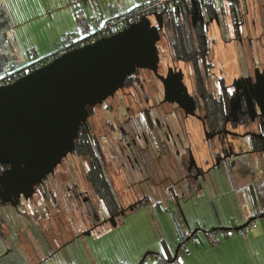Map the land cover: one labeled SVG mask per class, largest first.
<instances>
[{
  "label": "flooded vegetation",
  "instance_id": "af4514ba",
  "mask_svg": "<svg viewBox=\"0 0 264 264\" xmlns=\"http://www.w3.org/2000/svg\"><path fill=\"white\" fill-rule=\"evenodd\" d=\"M215 3L178 6L164 19L156 71L136 69L112 96L87 106L72 152L33 187L31 197L3 194L0 264H29L25 241L36 243L43 256L36 253L35 264L59 263L70 244L98 240L95 228H109L110 234L141 211L173 210V225H186V204L195 210L199 199L213 210L221 199L226 205L230 194L249 192L252 199L240 205L263 212L264 0H229L217 10ZM169 23L174 27L166 28ZM94 159L109 197L88 178ZM77 162L82 169H74ZM8 168L0 164V176ZM240 175L249 181L238 185ZM215 183L224 194L220 201L213 196ZM165 197L168 208L160 202ZM71 205L92 230L64 238L56 249L47 247L36 220L44 221L51 237L58 231L63 238ZM39 206L46 216L40 217ZM184 228L176 234L188 231V242L197 230Z\"/></svg>",
  "mask_w": 264,
  "mask_h": 264
},
{
  "label": "water",
  "instance_id": "95a60500",
  "mask_svg": "<svg viewBox=\"0 0 264 264\" xmlns=\"http://www.w3.org/2000/svg\"><path fill=\"white\" fill-rule=\"evenodd\" d=\"M190 5L197 8L194 0ZM97 7L92 0L88 10ZM163 23L160 13L144 17L0 87V164L9 167L0 176V202L7 192L31 197L33 187L53 173L72 152L87 106L112 96L136 69L156 71ZM251 221L217 230L241 231Z\"/></svg>",
  "mask_w": 264,
  "mask_h": 264
},
{
  "label": "crops",
  "instance_id": "0c3cea01",
  "mask_svg": "<svg viewBox=\"0 0 264 264\" xmlns=\"http://www.w3.org/2000/svg\"><path fill=\"white\" fill-rule=\"evenodd\" d=\"M97 1L99 7L93 8V10H88V6L90 7L92 5V0H0V75L4 71L21 69L30 63L50 56L56 51L59 36L65 32L76 30V27L66 26L63 28L65 30L60 32L56 39L48 41L46 38L45 41L42 44H38L39 47H37V37L40 35H46L45 30H38L40 25L39 22L44 18L53 20L56 15L55 12L59 15V11L62 9H57L58 6L65 3L68 7L74 6L75 17L78 7H81L88 18H90L92 14L107 18L110 15V7H116L121 12L131 11L135 9L142 0ZM239 1L242 4L244 0ZM228 2L229 1H224L220 4L215 3L213 9L217 10L220 8H226ZM189 5L190 3L188 6L185 5L184 7H189ZM173 11L177 12L176 8ZM177 14H179V12ZM25 29H29L30 32L25 31ZM23 37H25V40H23ZM24 44L26 49L23 48ZM17 50H20L23 53V58L16 57L15 52H17ZM221 51H223V49ZM39 52H41V54ZM12 65L15 68H11L10 66ZM20 65L22 66L20 67ZM216 68V70H218V67ZM258 176L261 178V174H258ZM236 178L238 185L246 184L249 181V176L243 177L240 175ZM216 185L217 184L215 183L213 196L217 197L220 201V197L224 194L220 192L217 188L218 185ZM230 195L232 196H230L229 202H227L226 205L224 204V207L220 206V202L219 205L216 204L213 206V210L211 208L206 209V203L202 201V199L198 200L199 204L196 209L200 207L201 212L206 211L207 214L212 213L213 216L216 217L212 219V224L215 227L217 237H219L217 243H220V245L218 247L214 245L215 247L211 248L206 242L208 239L201 238L212 255L211 257L208 256L207 251L201 252V250H194L192 251L193 254L190 260L191 262L193 261L194 264H197L194 261L197 258L200 262L203 259L207 264H264V216H262L264 213V206H261V209L263 210L262 213H259L254 209L252 210L249 207H242L240 203L244 198L246 200L252 199L253 195L251 196L249 192ZM210 196H212V193H207L206 198H210ZM166 199L167 197L161 199L160 202L163 207L168 208ZM164 211L168 212L166 209H164ZM171 212L173 213V210H171ZM149 215H151L149 219L151 218V220L157 224L156 213L150 211ZM250 219H252V221L246 228L241 230L240 233L233 229L224 230L225 233H222V229L217 230L219 228H235ZM199 248L201 249L202 246Z\"/></svg>",
  "mask_w": 264,
  "mask_h": 264
},
{
  "label": "rangeland",
  "instance_id": "374dc122",
  "mask_svg": "<svg viewBox=\"0 0 264 264\" xmlns=\"http://www.w3.org/2000/svg\"><path fill=\"white\" fill-rule=\"evenodd\" d=\"M89 7V6H88ZM57 9H62L61 11H59V15H57L58 13L55 12V17L53 20H50L49 18H44L43 20H41L40 25H39V29L40 31H44L46 35L45 36H38L36 39V43H37V47H39L38 44H42L45 39L47 38L48 41H52L54 39H56L58 37V34L62 31H64L65 29H63L66 26H72V27H76V17L74 14V6H69L65 3L62 4L60 6L57 7ZM63 20V22H62ZM25 31L30 32L29 29H25ZM74 31V30H73ZM34 39V38H33ZM23 40H25V37H23ZM162 46L163 43L161 41H159L158 44V49L161 51L162 50ZM52 47V46H51ZM24 49L25 48V44H24ZM46 50H50V49H46ZM26 52V51H25ZM47 52V51H46ZM16 57L19 58H23V53L20 50H17V52H15ZM41 54V52H39ZM22 65H20L21 67ZM93 132L96 133V129H93ZM74 169L78 170V169H82V167L80 166V162H77L74 165ZM89 190V189H88ZM90 192V191H89ZM72 206V205H71ZM224 207V200L221 199V205ZM206 209L209 208L208 204H205ZM73 209H71L70 212V221H71V226L70 228H67L66 231L64 232V237L60 238L59 236V232L57 231L56 236L51 237L49 235V232L47 231V229H45L43 227V220H36L37 223L39 224V222L42 224V228L45 230V235L48 237V239L45 237L43 238V242L45 244V240L47 241V247H51V248H58L60 245L63 244V242L65 241L64 238H66L67 240H69L71 238V236H75L76 234H79L78 232L83 230H92V224L89 222V219H87V221L81 222L80 219V215L78 214V211L76 210L75 212V207L72 206ZM156 214L159 211H154ZM39 213H40V217H43L44 215L46 216V214L44 213V211L41 212V208L39 206ZM61 213V218L64 221V218L62 216V212ZM149 215L147 214L146 211H141V213L137 212V213H133L132 216H130L129 219H127L125 221L124 224H118L119 226L115 225V228H111V234H109V236H107V238H103L101 242H97L96 246L97 249L99 250V256L101 257H97L95 259V264H101L102 260H104L105 262L109 263V264H117L116 262V258L118 260H120L121 257H133L135 258V261L138 262H142L144 259L143 257L145 256V254L147 252H154L155 250L153 249H145L143 252H141L140 250V245L142 246L143 244L145 245H149L148 247H152L155 246L157 247V245H150L151 243H149L148 241L151 239V237L153 236L152 231L150 230L149 233L147 232V228L149 226L148 223V218ZM55 220L57 221V225H62V220H60L59 216H55ZM168 222V220H167ZM169 223V222H168ZM173 226V225H172ZM239 226V225H238ZM230 227V226H227ZM96 229V228H95ZM93 233V235L96 233V235L100 234L102 235V233H106L107 230L109 228H103V227H98L96 230H98L99 232H97L96 230ZM173 229H175V226H173ZM110 230V229H109ZM170 230V229H169ZM176 230V229H175ZM41 232V231H40ZM198 236L196 235V240L198 241L200 247L201 246H205L204 242L201 240V238H204L207 240V238L204 236V233L202 232V229H200L199 231H197ZM42 234V232H41ZM169 234H172V232ZM174 234V233H173ZM172 234V236L174 237V235ZM43 236V234H42ZM78 236H81V234H79ZM25 240H28L27 237H25ZM208 243V241H206ZM190 244H192L191 241H189ZM77 247H79L81 244L80 243H76ZM84 246L85 243H83ZM87 249L89 251H92L93 255L94 254V249H93V244L91 242L90 239L87 240ZM212 245V244H211ZM89 248V249H88ZM143 248V247H142ZM24 249L25 252L27 254V256L25 257L27 262L29 264H35L37 262V255L36 253H38L40 255V258H43L41 252L39 251V248L37 247V244L34 242H30V241H25L24 243ZM156 249V248H155ZM37 250V251H36ZM80 252V249L78 250ZM140 251V253H139ZM66 252H69L66 250ZM81 256H82V252H80ZM88 255H91L90 253L87 252ZM138 254L140 256V258L138 257ZM67 255V254H66ZM65 255V256H66ZM102 258V260L100 259ZM104 258V259H103ZM65 259L68 261L69 257L67 255V257H65ZM57 260H62V258H58Z\"/></svg>",
  "mask_w": 264,
  "mask_h": 264
},
{
  "label": "trees",
  "instance_id": "16d2710c",
  "mask_svg": "<svg viewBox=\"0 0 264 264\" xmlns=\"http://www.w3.org/2000/svg\"><path fill=\"white\" fill-rule=\"evenodd\" d=\"M173 10L167 14V15H163L164 19L167 17H170L173 15ZM174 26L172 24H166V28H173ZM78 146V145H77ZM78 149V147H77ZM85 151L81 150L79 151V155L84 156ZM94 167H91V170L89 172L88 178L90 180V182L93 185L94 190L101 191V195L105 198L106 195L108 196V194L104 192V189L101 187V185L99 184L100 182V178H101V173L99 172L100 167L99 165V161L94 159ZM95 167H97L95 169ZM103 190V191H102ZM103 193V194H102ZM109 197V196H108ZM186 207L184 209V213L186 215L185 220L187 222L186 225H182V226H175V229H173V219H174V212L171 214V212H165L164 210H158L159 212L156 214L157 215V224L154 223L153 220H151V218L149 219L148 217V223L149 226L147 228V232L149 233V231L151 230L153 233V236L151 237V239L148 241L149 243H151L150 245H157V247L152 246V247H148L149 245H140V251L143 252L145 249H153L155 250L154 252H149V254L144 258V260L141 262V264H194V262L190 261L191 257H192V251L196 250H201V252H205L207 251L208 256L211 257L212 253L209 251V249H207L206 244L205 246H202V248L200 249V245L198 243V241L195 240L194 237H196V235L198 236V233L196 232L194 234V236H192V238L189 240L192 242V244L188 242H186V246L188 248L189 254L185 255L182 250L179 248L178 253L176 255L175 258H173L174 255V251L175 248L179 245V238L176 234L177 229H186L184 227H188V229L190 230H194L196 229L197 231H199L200 229H202V232H211V233H215V227L212 224V219L216 218L213 216L212 213L207 214L206 211H200V207L198 209L195 210H190V207L188 208L187 204ZM184 215V216H185ZM168 220V222H167ZM191 221H193V225L191 224ZM173 225V226H172ZM184 226V227H183ZM170 229V230H169ZM206 231H203V230ZM172 232V234L174 235V237L172 236V234H169ZM222 233H225L224 229L221 230ZM238 233H240V231H238ZM111 234V233H110ZM216 234V233H215ZM107 236H109V233H104L100 236H98V240H91L92 244H93V249H94V254L92 253V251L86 250L87 249V243L86 246H79L77 248L73 247L71 244L68 246V248H66L67 251L69 252H65L62 253V260L61 262H55L54 264H95V259L97 257H101L99 256V250L97 249L96 243L99 241L101 242L103 238H107ZM204 236L207 238V236L204 234ZM218 241H219V237ZM209 247L214 248L215 246L218 247L220 245V243H217L215 246L211 245L210 243H207ZM143 247V248H142ZM192 247V248H191ZM156 248V249H155ZM199 248V249H197ZM80 249V252H82V256L80 254V252L78 251ZM139 251V253H140ZM90 253L91 255L87 254ZM69 257L68 261L65 259V257H67V255ZM66 255V256H65ZM138 257L140 258L139 254ZM102 260V258H100ZM104 259V258H103ZM199 259L197 258L196 260H194L197 264H207L205 261H202L203 263H201L200 261H198ZM205 260V259H204ZM116 262L117 264H138L137 261H135V258L133 257H121L120 260H118L116 258ZM51 264V263H50ZM101 264H109L107 262H105L104 260H102Z\"/></svg>",
  "mask_w": 264,
  "mask_h": 264
},
{
  "label": "built area",
  "instance_id": "2783aa9c",
  "mask_svg": "<svg viewBox=\"0 0 264 264\" xmlns=\"http://www.w3.org/2000/svg\"><path fill=\"white\" fill-rule=\"evenodd\" d=\"M193 0H150L144 1L133 10L121 12L116 7H110V15L102 18L94 14L87 17L85 11L78 7L76 13V30L65 32L58 38L56 51L43 59L30 63L24 68L4 71L0 75V87L11 84L26 75L28 72L38 69L43 65L51 62L53 59L63 56L64 54L95 43L98 39L115 34L130 24L139 22L144 17H152L155 13L162 15L169 14L178 6H185ZM200 5H211L220 0H194ZM222 1V0H221ZM229 1V0H228ZM11 68H15L13 65ZM179 248L185 255L189 254L185 239L190 235L188 231L178 230ZM210 244H217L218 239L215 233L204 232Z\"/></svg>",
  "mask_w": 264,
  "mask_h": 264
}]
</instances>
